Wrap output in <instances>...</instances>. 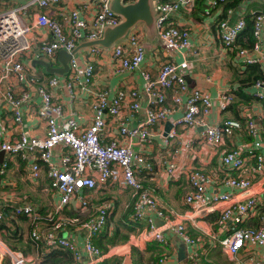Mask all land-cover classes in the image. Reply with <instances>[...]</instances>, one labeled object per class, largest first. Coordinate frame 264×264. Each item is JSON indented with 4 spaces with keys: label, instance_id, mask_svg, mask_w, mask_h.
<instances>
[{
    "label": "built area",
    "instance_id": "obj_1",
    "mask_svg": "<svg viewBox=\"0 0 264 264\" xmlns=\"http://www.w3.org/2000/svg\"><path fill=\"white\" fill-rule=\"evenodd\" d=\"M60 0H25L16 8L0 12V100L12 111V120L18 132L17 137L8 140L0 136V175H4L7 167V156L17 155L27 163L29 178L36 181L40 174V164L48 179V186L54 194L50 211L41 214L37 205L24 195L12 193L0 196L5 201L0 206V220L10 221L24 218L27 225V238L36 242L44 249H61L71 256L70 264H96L103 256L115 247L102 251L93 241L105 225L109 213L113 209V199L94 204L90 195L97 189L106 188L116 183L121 188H129L134 202L131 217L133 221L146 220V225L135 233H130L126 242L127 248L137 242L164 244V231L177 236L185 244L193 248L196 240L186 231L184 222L173 220L165 215L157 199L138 180L137 173L150 171L151 165L147 158L132 149L133 143H145L151 134L150 128L164 121L168 114L180 108L185 109L182 115L172 121V125L186 128L200 127L202 140L211 147L219 146L224 137L235 131L246 130L251 140L242 149H232L220 155V164L225 169L241 171L245 164V156L253 157L255 169L261 168L262 156L258 153L264 149V138L259 136L262 128L255 125L248 116L241 123L236 118H225L217 125H209L204 117L216 104L224 110L230 103L231 94L226 90L219 91L211 97L200 88H188L181 62L165 61L157 67L154 77L140 67L144 52L141 44V34L135 29L130 31L125 40L111 46V57L119 71H137L141 77L140 89L124 87L110 93L106 89L91 88L93 64L87 61L79 65L74 56L68 60L66 79L62 81L70 97L78 92H85L90 97L91 118L86 127L71 116L65 114L62 104L54 101L44 86H37L36 93L39 102L35 115L44 124V135L30 136L22 127L24 107L30 101L27 90L16 91L17 84H30L32 80L26 74V66L22 57L30 47L28 33L32 27L44 28L49 33L48 40L39 42L40 52L46 57H52L58 50L70 53L78 41H90L101 37L103 28L115 25L118 19L109 11L108 0H90L94 6L92 15L81 25L77 23L79 10L68 13L69 24L64 29L55 19L49 16L48 9L57 6ZM157 12L155 31L158 40L171 51L179 53L188 48L189 32L187 29L174 25L169 17L182 10L190 12L197 0H153ZM203 13L208 16L212 8L225 0H205ZM235 0L236 8H226L224 19L214 22V33L220 41L223 50L234 52V60L241 64H257L262 72V79L251 85V94L259 100H264V11L249 10L245 12L243 2ZM264 5V0H253ZM29 7H34L31 24H23L18 16L25 13ZM221 7L215 9L219 10ZM223 11V10H222ZM237 18L230 22V16ZM255 15L252 20V36L250 48H240L236 37L244 25L246 15ZM96 53L98 48H89ZM59 79L52 76L47 85L59 84ZM145 99V105L140 102ZM169 98L170 104L166 100ZM172 103V104H171ZM125 108L126 110H123ZM142 108V118L137 120L135 127H129V118ZM114 128V129H112ZM171 128L162 136L163 145L169 144V139L176 137ZM179 146L189 147L190 142ZM59 148L57 160L53 151ZM243 151V152H242ZM178 152L175 150V153ZM242 153L244 156H242ZM40 163V164H39ZM177 166L171 159L165 167L167 178L173 177ZM188 191L183 196L186 204H193L196 213L210 210L216 202H222L219 219L236 225L255 211L256 198L250 192V180L237 174L226 176L220 183L238 190L242 195L234 199L230 193H206L209 176L198 168L187 171ZM90 194V195H89ZM13 196V197H12ZM91 214L82 219L79 215ZM151 212V213H150ZM150 213L161 219V225H155L153 218H145ZM74 226L83 231L80 245L62 231L67 226ZM246 244L264 247V210L260 212L259 224L255 228L233 227L219 245L230 262H235L236 253ZM117 248V247H116ZM116 249L114 250V253ZM196 256V252H193ZM0 258L8 264H39V261L27 258L17 249H12L0 239ZM166 256L162 254L157 264H164Z\"/></svg>",
    "mask_w": 264,
    "mask_h": 264
},
{
    "label": "crops",
    "instance_id": "obj_2",
    "mask_svg": "<svg viewBox=\"0 0 264 264\" xmlns=\"http://www.w3.org/2000/svg\"><path fill=\"white\" fill-rule=\"evenodd\" d=\"M24 1L0 0V12L16 8ZM123 1L132 2L134 0ZM233 2L236 3L235 0ZM205 4V0H197L192 11L184 12L179 10L169 17L174 25L185 28L189 32L188 48L179 53L171 51L160 44L153 33H147L142 23L135 24L128 33L134 29L140 32L144 52V59L140 67L148 71L152 77L155 76L157 67L161 63L165 61L179 63L185 60V63L181 65V71L184 74L188 88L203 89L213 97L221 90L231 92L238 87L237 83L231 80L233 79L232 73L235 71L233 68L228 67L229 63L230 65L233 63L237 65V62L234 60V53L232 54L230 51L222 49L221 43L214 33V22L217 20L216 18L221 17L222 9L215 10L210 15L205 16L200 12L205 7ZM243 6L245 7V12L252 9L264 11V5L253 0L244 1ZM73 9L79 10L77 23L81 25L92 15L94 6L90 0H60L57 6L48 9V13L64 29H67L69 24L68 13ZM35 10L34 7L27 8L24 14L18 16L19 21L23 24H31ZM28 38L30 47L27 53L23 55L22 63L26 66V74H29L32 80L28 85L17 84L15 86L17 92L27 90L30 94L29 104L27 103L24 106L27 112L24 113L23 117V129L30 136L41 137L44 135V124L35 115L36 106L39 102V97L36 93L37 86H44L52 96V99L62 104L65 114H71L81 127H86L90 123L91 118L89 95L85 92H78L74 97H70L62 86V81L66 79L68 72V61L67 71L63 74L45 71V67L41 63L47 64L46 69L60 67L57 52L52 57H46L40 52L39 42L50 38L48 31L44 28L32 27L28 33ZM125 38L118 42L125 40ZM80 42L82 41H78L77 44ZM114 44L107 48L97 46L99 50L96 53L89 52L91 47H82L77 49L72 56L77 59L79 65L87 61L92 62L93 77L91 88L106 89L110 93L124 87L140 89L142 80L137 71L127 72L117 69L111 57V46ZM52 76H56L60 82L56 86L50 87L47 85V80ZM239 87L241 88L231 93L230 105L225 110H220L214 104L204 119L209 125H217L225 118L236 117L242 120L248 116L257 127L262 128L263 132H260L259 136L264 138V103L251 97L250 85ZM145 102V99L142 98L141 107L145 105ZM166 102L170 104L169 98H167ZM184 109L185 107L182 104L180 108L168 114L164 121L150 128L152 135L147 142L133 143L132 149L144 155L151 165L150 171L142 170L137 173L138 180L157 199L165 215H168L170 219H181L184 222L187 233L196 240L197 244L191 248L174 234L164 231L163 234L166 241L164 244L154 241L137 242L134 246L127 248L124 243L130 233H135L145 227L146 220L139 222L141 227L138 230L125 232L127 233L125 239L113 244H109L107 241L113 229V227L108 225L106 235L101 241L102 247H104L102 251L107 250L109 247H115L116 252L114 253L115 249L111 250L96 264L113 258H119L120 263L118 264H157V259L162 254L166 256L164 264H264V247L246 244L236 253L235 262H230L219 245V239L227 235L231 228L239 227L240 225L242 227L239 228L255 226L260 211L264 210V149L258 151L262 156L259 170L255 169V159L247 157V155L245 156V164L240 172L225 169L220 164V155L232 149H242L249 143L251 136L243 128L235 131L232 135L224 137L219 146L211 147L202 140L200 127L186 128L181 125L173 126L171 124L173 120L182 115ZM123 110L126 109L123 108ZM142 115V108H140L138 112L129 118L128 126L135 127L137 120L141 119ZM171 128L177 135L175 138L169 139L168 145H163L162 136ZM17 132L18 130L12 120V111L0 100V136L4 139L12 140L17 137ZM187 141L190 142L189 147L179 146V144ZM175 150L178 152L175 153ZM58 152L59 148L53 151L56 160ZM242 156H244L243 153ZM15 157L9 155L4 158L7 159L8 167L5 174L0 175V196L8 193L9 195L12 193L26 194L27 198L34 202L37 207L40 203H42L41 205H52L54 194L48 186L44 165H42L43 170H41L43 173L40 171L41 182L37 183L39 177L36 181H31L28 177L29 182L36 183V185L26 187L25 179L22 178L19 171L17 172ZM171 159L175 162L178 171L173 177L167 178L165 167ZM190 168H198L209 176L207 194L225 192L234 195V199H240L242 195L238 190L222 185L220 181L228 175L234 177L237 174H241L247 177L250 180V192L256 198L254 214L244 218L236 225L229 221H221L218 218V214L222 202H216L210 210L204 213H196L193 204H186L183 201V196L189 189L186 174ZM26 170H29L28 167H26ZM114 186L117 187L118 185L113 183L106 188H102V190H105L107 192L105 194H108L116 203L115 219L124 208L127 209L130 205L132 193L129 188H121L119 186V190H108V188L114 189ZM96 192L92 193V197L95 199ZM42 196L46 202H43ZM4 202L0 198V206ZM49 209L45 207L43 209L45 212H41L38 207V211L41 214H47L50 211ZM150 213H146L145 218H153L155 225H161L162 220L153 217ZM9 225L11 228L15 226L19 229L23 240L27 238V225L24 219L13 220V223ZM124 230L126 231V229ZM62 234L72 238L77 245H80L83 238V231L77 229L75 225L67 226L62 231ZM99 234L94 237V243ZM193 252H196L195 257ZM24 255L29 259L37 260L34 253ZM0 264H8V262L6 259L0 258Z\"/></svg>",
    "mask_w": 264,
    "mask_h": 264
},
{
    "label": "trees",
    "instance_id": "obj_3",
    "mask_svg": "<svg viewBox=\"0 0 264 264\" xmlns=\"http://www.w3.org/2000/svg\"><path fill=\"white\" fill-rule=\"evenodd\" d=\"M219 7L222 8L223 12L221 13L220 18H216L217 20L215 21V23L221 19H224L223 18L224 17V10L226 8L231 7L234 9L237 7V4L234 3L233 0H225L224 2L220 3L218 6H214L212 8V10L215 11V9H217ZM203 11L204 10L202 9L200 12H201V14L204 15ZM254 16L255 15L252 14V15H248L244 18V25H243L242 29L239 31V33L237 34L236 44L238 46H240V48L248 49V48H250L251 44L253 43L254 38L252 36V20H253ZM236 18L237 17L234 14H231L230 22L235 21ZM234 52H235V49L230 51V53H232V54ZM228 67L233 68L235 71L232 73L233 79H231L232 82L237 83L238 87H236L234 89L235 91L238 88H241L239 86L250 85V88H251V85L253 84V82H255L258 79H262V77H263L262 72L259 69L257 64L237 63V65H236L235 63H233L232 65H230V63H229ZM234 90L231 91L230 94L234 93L235 92ZM251 97L257 101L264 103L263 99L259 100L252 94H251ZM229 105H230V103L225 107V109ZM236 119L241 121V123L244 122V119H242V120L239 118H236ZM14 156H16L15 158L17 161V169H18L17 172L19 171L21 173L22 178L25 179V181L28 180L29 171L26 170V167H27L26 161H24L23 159H21L17 155H14ZM7 167H8V164H7ZM40 167H41L40 171L43 170L42 164H40ZM41 179H42V177L40 175L38 180H37V183L41 182ZM28 182H29V180H28ZM32 184H34V183H32ZM94 192H96V194H95L96 199L92 197V194L91 195L89 194L90 200L93 203L95 202L94 204H99L102 201H106V200L110 199L109 195L105 194V193H107L105 190H102V189L98 190L97 189ZM94 192H92V193H94ZM98 195H99V197H98ZM134 199H135L134 196H132L131 201H130L131 202L130 205L127 207V209L124 208V210H122L119 213V216H118L119 218L117 217L115 219H114V214H115V209H116V203L113 199V201H114L113 209L109 213V216H108V218L105 222V225L103 227V231L95 239V245L97 247L101 248V250H104L103 249L104 247H102L103 245L101 244V241L104 239V237L106 235V229H107L109 224L113 223V226H114L110 236L107 238V241L109 242V244L110 243L113 244L114 242H119L120 240L125 239L128 231H131V230L136 231L141 227V226H139L140 225L139 222L133 221L132 217H131ZM90 214H91V211L87 210L86 213L79 215V217L84 219V218H86V216L88 217ZM218 215H220V213ZM258 217H259V215H258ZM20 218L24 219L23 217H20ZM10 223H13V221H10ZM258 224H259V218L257 220L256 225L251 227V228L257 227ZM239 227H242V225H240ZM124 229H126V231ZM125 232H127V233H125ZM21 234L22 233L15 226L11 228V226L8 225L6 223V221L0 220V239L4 243H6V245L8 247H10L12 249L20 250L24 254H30V253L33 254L34 253L35 257L39 261V264H70L71 263L72 259H71L70 254L67 251L61 250V249H50V250L44 249L43 246H40L39 244L31 241L28 238L23 240ZM118 263H120L119 258H113L111 260L102 261L99 264H118Z\"/></svg>",
    "mask_w": 264,
    "mask_h": 264
},
{
    "label": "water",
    "instance_id": "obj_4",
    "mask_svg": "<svg viewBox=\"0 0 264 264\" xmlns=\"http://www.w3.org/2000/svg\"><path fill=\"white\" fill-rule=\"evenodd\" d=\"M108 9L118 19L115 25L104 27L100 38L82 41L77 44L70 53L64 50H58L57 56L60 67L56 69H46L47 64L41 63L45 67V71L58 74L65 73L67 71V61L77 49L82 47L97 48V46L107 48L124 39L128 31L137 23H142L148 34L153 33L157 37L155 31L157 12L155 11L153 0H134L132 2L108 0ZM158 42L160 43L159 40Z\"/></svg>",
    "mask_w": 264,
    "mask_h": 264
},
{
    "label": "rangeland",
    "instance_id": "obj_5",
    "mask_svg": "<svg viewBox=\"0 0 264 264\" xmlns=\"http://www.w3.org/2000/svg\"><path fill=\"white\" fill-rule=\"evenodd\" d=\"M26 183L28 184V185L26 184V187H28V186H32V185H33V186L36 185L35 183L32 184L31 182H28V180H26ZM98 190H100V189H98ZM108 190L116 191V190H119V188H118V186H117V187L114 186V189H113V188H110V189L108 188ZM7 191H8V190H7ZM8 192H9V191H8ZM116 195H117V194H116ZM24 196L27 197L26 194H25ZM28 196H29V195H28ZM31 196H32V195H31ZM31 196H30V197H31ZM12 197H13V196H12ZM32 197H33V196H32ZM42 200H43V202H46L43 196H42ZM37 202H39V201H37ZM41 204H42V203H40V204L38 205V207H39V209L41 210V212H45V211H43V209H44L45 207H48V208H49V207L51 206V205H46V204H44V205H45V206H44V205H41ZM109 226L114 227V226H113V223L109 224Z\"/></svg>",
    "mask_w": 264,
    "mask_h": 264
}]
</instances>
